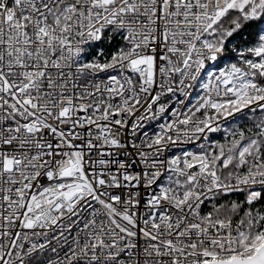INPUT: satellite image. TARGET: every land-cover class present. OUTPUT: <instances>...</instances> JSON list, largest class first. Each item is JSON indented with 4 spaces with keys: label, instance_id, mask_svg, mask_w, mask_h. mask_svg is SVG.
I'll return each instance as SVG.
<instances>
[{
    "label": "snow or ice",
    "instance_id": "6c2138e0",
    "mask_svg": "<svg viewBox=\"0 0 264 264\" xmlns=\"http://www.w3.org/2000/svg\"><path fill=\"white\" fill-rule=\"evenodd\" d=\"M0 264H264V0H0Z\"/></svg>",
    "mask_w": 264,
    "mask_h": 264
}]
</instances>
